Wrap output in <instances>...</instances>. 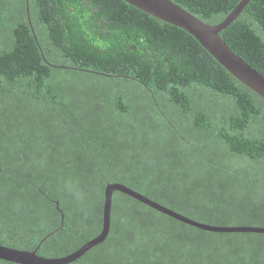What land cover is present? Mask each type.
Segmentation results:
<instances>
[{
  "label": "trees",
  "instance_id": "trees-1",
  "mask_svg": "<svg viewBox=\"0 0 264 264\" xmlns=\"http://www.w3.org/2000/svg\"><path fill=\"white\" fill-rule=\"evenodd\" d=\"M171 1L215 25L241 0ZM220 35L264 75V0ZM108 183L264 227V99L124 0H0V244L33 250L57 229L38 254L76 251L102 231ZM69 264H264V233L115 191L107 238Z\"/></svg>",
  "mask_w": 264,
  "mask_h": 264
},
{
  "label": "water",
  "instance_id": "water-1",
  "mask_svg": "<svg viewBox=\"0 0 264 264\" xmlns=\"http://www.w3.org/2000/svg\"><path fill=\"white\" fill-rule=\"evenodd\" d=\"M124 1L193 35L203 48L226 70H228V72L264 99V75L237 55L220 35L225 28L239 17L251 0H241L223 21L215 25L204 22L171 0ZM115 191L128 194L164 214L203 230L214 232L264 233V227L259 226H216L205 224L163 206L126 185L120 183H108L105 188L102 231L96 237L83 244L79 249L61 257L49 258L39 255L38 249L41 243H43L44 240L52 234L51 233L44 237L40 244L33 250H21L0 244V259L17 264H69L74 262L91 248L102 243L107 238L111 225L112 198ZM56 205L62 214L61 225H63L64 213L59 207L58 200H56Z\"/></svg>",
  "mask_w": 264,
  "mask_h": 264
},
{
  "label": "flooded vegetation",
  "instance_id": "flooded-vegetation-1",
  "mask_svg": "<svg viewBox=\"0 0 264 264\" xmlns=\"http://www.w3.org/2000/svg\"><path fill=\"white\" fill-rule=\"evenodd\" d=\"M55 231H57V229L54 230V232H51V233L53 234V233H55ZM51 233H50V234H51ZM45 237H46V236H45ZM46 239H47V238H46ZM0 260H1V259H0ZM5 262H9V261H5ZM10 263H12V262H10ZM12 264H17V263H12Z\"/></svg>",
  "mask_w": 264,
  "mask_h": 264
}]
</instances>
